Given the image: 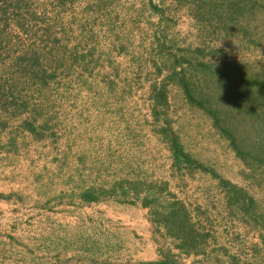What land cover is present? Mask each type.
<instances>
[{
	"label": "rangeland",
	"instance_id": "1",
	"mask_svg": "<svg viewBox=\"0 0 264 264\" xmlns=\"http://www.w3.org/2000/svg\"><path fill=\"white\" fill-rule=\"evenodd\" d=\"M153 1L164 12L155 11L151 0L22 2L32 12L33 36L19 34L11 24L12 51L0 59V264L156 260L158 244L142 201L82 200L85 190L110 189L120 180L169 182L193 209L201 207V218L215 232L212 246L228 251L227 264L233 256L241 264L264 263L258 231L228 215L218 180L202 170L173 167L162 133L167 125L187 152L246 187L264 212V184L244 177L243 163L178 86L170 84L167 113L155 117L151 84L158 69L162 80L170 66L163 64L160 44L168 52L196 46L203 37L189 4ZM254 24L253 36H264L263 22ZM3 37L9 36H0L4 47ZM217 44L230 58L264 56V49L254 46L250 53L224 41ZM35 50L54 57L47 69L56 76L45 86L29 73L21 79L13 66L16 56ZM8 87L15 97L3 95ZM27 120L38 135L26 129Z\"/></svg>",
	"mask_w": 264,
	"mask_h": 264
},
{
	"label": "trees",
	"instance_id": "2",
	"mask_svg": "<svg viewBox=\"0 0 264 264\" xmlns=\"http://www.w3.org/2000/svg\"><path fill=\"white\" fill-rule=\"evenodd\" d=\"M23 1L25 0H0V36H9L3 37L2 42H6L4 47L0 44L1 60H4L2 54L5 51H12L13 39L8 33L11 24L18 27L19 34L33 36L30 26L32 12L30 8L23 9ZM176 1L190 5L203 40L196 46L170 48L168 52L163 50L167 46L160 44L163 64L169 62L170 66L162 80L159 77L163 69H158V79L151 84L150 96L154 100L155 117L159 118L164 110L167 113L170 84L178 86L187 102L210 119L216 132L243 163L244 177L251 183L262 186L264 56L250 54L230 58L224 47L217 42L224 41L228 46L243 48L250 53L254 52L253 46L263 51L264 36H253V26H257L255 22L264 24V0ZM151 5L155 11L164 12L153 0ZM45 53L35 50L19 54L13 63L17 71L13 72L21 79L29 73L34 83L47 85L51 78H55L56 71H49V67L47 69L54 57L49 54L51 52H47V57ZM3 89L5 91V86ZM3 95L15 97L10 88ZM27 105L26 101L22 102L24 109ZM167 121L166 119L165 123ZM25 127L38 135L32 120H27ZM162 133L170 143L173 167L179 172L202 170L217 179L228 215L256 229L264 246V212L258 199L246 187L223 177L187 152L169 125L162 128ZM1 196L10 199L14 194ZM106 196H116L120 201L132 204L142 201V205L149 208L148 220L158 244V258L137 264H188V259L191 264H227L223 255L226 256L228 251L223 246H212L213 241H216L215 232L201 218V207L193 209L191 204L170 190L169 182L154 184L120 180L110 189L90 188L81 194L84 203L99 202ZM229 263L241 264V259L233 256Z\"/></svg>",
	"mask_w": 264,
	"mask_h": 264
}]
</instances>
